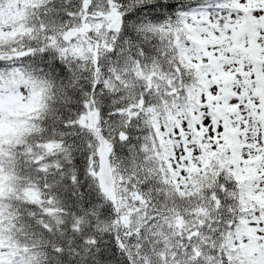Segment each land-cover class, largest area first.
Segmentation results:
<instances>
[{
  "label": "snow or ice",
  "instance_id": "6c2138e0",
  "mask_svg": "<svg viewBox=\"0 0 264 264\" xmlns=\"http://www.w3.org/2000/svg\"><path fill=\"white\" fill-rule=\"evenodd\" d=\"M0 264H264V0H0Z\"/></svg>",
  "mask_w": 264,
  "mask_h": 264
}]
</instances>
